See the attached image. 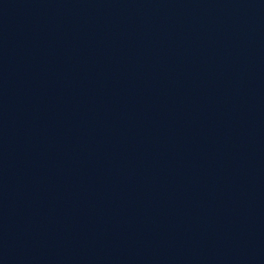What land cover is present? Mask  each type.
Returning <instances> with one entry per match:
<instances>
[{"label": "water", "instance_id": "95a60500", "mask_svg": "<svg viewBox=\"0 0 264 264\" xmlns=\"http://www.w3.org/2000/svg\"><path fill=\"white\" fill-rule=\"evenodd\" d=\"M0 264H264V0H0Z\"/></svg>", "mask_w": 264, "mask_h": 264}]
</instances>
